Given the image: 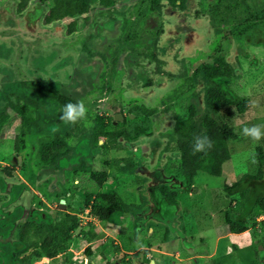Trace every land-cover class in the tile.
<instances>
[{"label": "rangeland", "instance_id": "374dc122", "mask_svg": "<svg viewBox=\"0 0 264 264\" xmlns=\"http://www.w3.org/2000/svg\"><path fill=\"white\" fill-rule=\"evenodd\" d=\"M158 1L112 0L108 6L94 1L87 20H79L76 33L69 35L70 18L44 23L47 5L32 2L19 13L17 0H0V178L8 183L3 188L0 182V254L20 236L30 210L60 220L69 201L80 219L69 254L55 260L42 256L34 264H245L243 257L257 249L263 253L253 256V264H264V222L257 218L251 230L229 232L225 210L239 206L223 189L254 172L258 148L264 152V139L256 142L242 134L244 127L264 125V0H191L184 11L168 6L163 11ZM197 8L202 12L199 19L191 17ZM175 18L183 23L176 26ZM164 27L169 28L163 32ZM175 30L188 34L180 37ZM221 58L225 63L218 61ZM203 65L217 75H229L228 82L213 81L231 95L248 98L249 108L244 114L234 106L222 112L238 135L228 141L231 159L223 164L221 176L199 171L188 189L175 168L179 156L171 151L172 126L187 117L191 102L200 113L205 110L209 85L196 83L193 76ZM147 78L161 84L143 85ZM135 83L137 87L130 88ZM50 87L85 103L87 118L76 124L81 134L92 132L107 115L133 114L125 125H116L126 130L128 141L121 137L120 146L96 154L92 162L83 146L70 158H61L59 168L46 165L42 145L64 140L65 150L75 142L57 123L58 115L51 119L53 113L45 109L54 104ZM81 87L86 89L74 95ZM27 91L33 99L41 94L37 97L43 101L36 97L34 106L27 96L5 99ZM135 91L138 94L132 95ZM137 127L144 130L138 136ZM47 130L52 132L42 134ZM118 159L129 160L132 169L113 166ZM101 168L108 172L103 187L90 178ZM161 184L176 192V205L162 195ZM14 185L19 192H12ZM102 189H114L129 204L128 217L104 224L90 205L84 206L85 192L93 195L92 206L103 204L98 196ZM13 210L19 217L12 232H6ZM90 228L97 237L88 244L79 235ZM88 246L93 256L84 254ZM2 262L7 263L5 255Z\"/></svg>", "mask_w": 264, "mask_h": 264}, {"label": "trees", "instance_id": "16d2710c", "mask_svg": "<svg viewBox=\"0 0 264 264\" xmlns=\"http://www.w3.org/2000/svg\"><path fill=\"white\" fill-rule=\"evenodd\" d=\"M17 1L18 4L16 10H18L17 12L19 13L25 12L32 2L37 1L47 5L49 10L44 17V23L46 25L55 21H62L66 18L72 19V21L67 25V34L69 35L76 33V29L79 26V20H87V15L90 13L91 6L94 1L101 3L103 6L112 4V0ZM166 1H168L171 6H180V8L183 7L181 4H176V0ZM162 3V1H158L157 5L161 7L165 6L164 3ZM194 18H200L199 12L195 13ZM252 18L250 16V19ZM159 51L162 52L163 50ZM218 61H221L222 64L225 63L223 58ZM193 76L196 83L202 81L208 83L209 85L204 93L203 103L205 105V110L200 113L196 103H189L187 117L183 120L175 121L172 126L175 131V141L170 144L173 154H177V156H179V164H176L175 168H178L182 174L188 189L193 187L194 179L199 171H204L214 176H221L223 164L231 159L228 141L230 139L238 138V135L234 131L233 126L228 123L222 112L234 106L239 114H244L249 108L248 98L237 96L235 94L231 95L229 90L214 83L213 81L222 80L223 82H228L230 81L229 75H217L210 66L203 65L196 69ZM145 83L150 84L152 83V80L149 79ZM84 89L86 88L81 87V89H77V91L73 92V94L78 95L82 92L81 90ZM56 90L57 89H52V102L54 104L53 110L50 111L53 114L49 113L50 117L54 116V113L57 114V123L62 124L61 127L64 128V132L73 136L75 142L72 146H68L65 150H61L65 144L64 140L44 144L41 150V158L46 165L51 167L55 164L53 168L56 166L59 168L58 163L61 158H70L73 155V152L77 153L78 149H81L83 146L88 147L91 152L89 160L92 162L93 157L96 154L102 153V151L106 149L117 148L120 146L121 137L123 138L122 141H128L127 139H129V136L126 133V130L124 128H118L112 123L106 125L105 118H100L99 126L92 132H87L85 134H81L79 132L76 124L71 125L63 122L60 119L63 107L67 103H75V101L73 98L65 94L62 89H58V91ZM23 96H27L29 101L34 103V106L37 102H39L38 99L36 101V99H33L32 96L27 95L26 93L18 94L15 92L11 95H7L6 100H9L11 97H15L18 100L21 98L25 99ZM55 104H57V107H55ZM13 105L15 106V104ZM43 114L46 113L43 111ZM51 119H54V117ZM143 131L144 130L142 128L137 127L136 135L138 136L142 134ZM203 135H207L212 140L213 147L206 153L194 152V138ZM101 140L104 141L103 144L99 143ZM19 145L20 141L17 140L15 146L17 150H19ZM257 159L258 164L254 172L245 173L237 181L224 185L223 189L226 197L231 198V200L234 203L236 202L239 206V208L225 210V222L228 225L229 232L231 233L240 234L251 230L257 218L264 214V152L262 148H258ZM123 161L126 163L125 165H123ZM128 161L129 160L127 159H118L115 160L113 166L121 168L123 171L131 170L132 165ZM90 178L99 186L103 187L108 180V172L103 168L97 169L90 173ZM0 182L2 183L1 186L3 188L5 186L6 188L8 187V183L3 178H0ZM19 186V188L22 187L21 185ZM0 189L3 190L1 187ZM169 189L170 188H168V186L161 184L160 192L170 204L176 205V192L170 191ZM13 191L19 192L18 186L16 187L14 185L12 187V192ZM92 196L93 195L89 192H85V194H83L82 197L84 206L91 205ZM98 196L103 201V204H97L91 207L93 214L102 223L106 224L107 222L114 221L117 216H122L123 218L129 216L132 208L114 189H102ZM8 204L9 203L6 205ZM66 205L68 207V211L65 212L63 218L60 220H56L52 214L43 212L39 209L30 210L26 221L22 225L20 236L9 242V245L6 248L7 250H5L6 253L0 254L2 257L5 255L7 263H3L1 257L0 264H34V262L41 259L42 256L49 260H55L61 254H69L72 246L71 238L73 233L80 226V219L78 217V208L76 207V209H71L73 205L69 201ZM18 209L23 210V208ZM16 215V212L14 214L13 210L10 220L7 221V223H10V226L8 229L5 227V231H8L9 229L12 230L15 222L17 221L16 219L19 217H16ZM121 231H125L124 226H122ZM79 236L83 237V239L89 244L94 241L97 234L94 232L93 228H90L87 232L82 231ZM30 248H32L33 251L32 249L30 250ZM144 251L146 250L144 249ZM252 252L253 253H249L243 257L245 264H253V256L257 253H263L258 249L256 251L252 250ZM84 254L86 256H93L94 252L92 248L88 246L84 249ZM71 260V257H67L65 262L70 263ZM116 263L117 261L109 264ZM86 264H93V261L87 260Z\"/></svg>", "mask_w": 264, "mask_h": 264}, {"label": "clouds", "instance_id": "9594fccd", "mask_svg": "<svg viewBox=\"0 0 264 264\" xmlns=\"http://www.w3.org/2000/svg\"><path fill=\"white\" fill-rule=\"evenodd\" d=\"M87 114H88V109L83 101H78L76 103L70 102L63 107L62 115L60 116V119L67 124L75 125L78 122L86 119ZM242 134L243 136L250 138L253 141L259 142L262 139H264V125H252L251 127H244L242 129ZM212 147H213V142L207 135L197 136L194 138V142H193L194 152L206 153ZM88 210L91 211L90 209Z\"/></svg>", "mask_w": 264, "mask_h": 264}, {"label": "flooded vegetation", "instance_id": "af4514ba", "mask_svg": "<svg viewBox=\"0 0 264 264\" xmlns=\"http://www.w3.org/2000/svg\"><path fill=\"white\" fill-rule=\"evenodd\" d=\"M162 2L164 1V5L165 6H163V11H165V9H166V7L168 6V7H172L173 9H176V10H178V11H184L185 10V7H186V5L187 6H189L188 4L191 2V0H187L186 1V3L187 4H185V0H183V1H181L179 4H181L183 7L182 8H180V6H178V7H174V6H171V4L168 2V1H166V0H161ZM162 8V7H161ZM162 10V9H161ZM196 12H199V14H200V17H201V15H202V12L199 10V8H197V9H195L194 11H193V13H192V15H191V17H193L194 18V15H195V13ZM189 15H186L185 16V19L188 17ZM175 19H177V20H175L174 22H176V26H180V24H182L183 23V20L182 19H179V18H175ZM199 19V18H198ZM185 21V20H184ZM168 26V25H167ZM169 27H164L163 28V32H165L167 29H168ZM171 29V28H170ZM171 31H172V29H171ZM183 31H185L184 33L183 32H181L180 30H175V33H182V34H179L180 35V37L181 36H183V34H185V36L188 34L187 32H186V30H183ZM184 40H185V38H184ZM129 60V59H128ZM132 67V66H131ZM128 69H130V65H129V67L127 68V70ZM196 71V70H195ZM194 71V72H195ZM131 75H134V73L132 72L131 73ZM135 76V75H134ZM149 78H147L146 79V81L148 80ZM137 81V86L140 84V80H139V77L137 78V76H136V80L134 81V82H136ZM159 81V80H158ZM161 84V81H159V82H157L155 79L152 81V83H150L149 84V86H153L154 84L155 85H157V84ZM142 84L143 85H147L145 82H142ZM136 85V83L133 85H131L132 87H130V88H135V87H137V86H135ZM138 90V88H136V91ZM132 92V95H137L138 93L137 92ZM18 92V91H17ZM27 94L28 95H30V94H32V93H30L29 91H27ZM40 95L41 94H37V96H39L40 97ZM36 96V97H37ZM44 96V95H43ZM36 97L34 98V99H36ZM39 97H37L38 99H39ZM6 99V98H5ZM40 101H43V97H41V99H39ZM46 110H48V111H51V110H53V105L50 107V108H45ZM57 111V110H56ZM55 116V115H54ZM54 116H52V117H54ZM132 116H133V114H131V113H126V114H124V113H122V112H116V113H114L112 116H106V118H105V124L106 125H108V124H110V123H112L114 126H116L117 124H122V125H125L126 123H127V121H128V119L129 120H132ZM52 117H50V118H52ZM50 118H48V119H50ZM118 120H117V119ZM52 126H53V124H52ZM46 127V126H45ZM54 128H55V126H53ZM39 132H40V130H39ZM50 132H52V131H43L42 132V134H48V133H50ZM33 133V131H31V134ZM41 133V132H40ZM40 133H36V135L37 134H40ZM42 148H43V145H42Z\"/></svg>", "mask_w": 264, "mask_h": 264}, {"label": "built area", "instance_id": "2783aa9c", "mask_svg": "<svg viewBox=\"0 0 264 264\" xmlns=\"http://www.w3.org/2000/svg\"><path fill=\"white\" fill-rule=\"evenodd\" d=\"M89 212H90L89 210L86 211V213H89ZM90 219H91L90 221H93L92 218H90ZM258 219L261 220V222H264V214L260 215V216L258 217Z\"/></svg>", "mask_w": 264, "mask_h": 264}, {"label": "water", "instance_id": "95a60500", "mask_svg": "<svg viewBox=\"0 0 264 264\" xmlns=\"http://www.w3.org/2000/svg\"><path fill=\"white\" fill-rule=\"evenodd\" d=\"M116 119H117V118H116ZM118 119H119V118H118ZM118 119H117V120H118ZM60 206H61V207L63 206V207L65 208L66 205L64 204V201L61 202Z\"/></svg>", "mask_w": 264, "mask_h": 264}]
</instances>
